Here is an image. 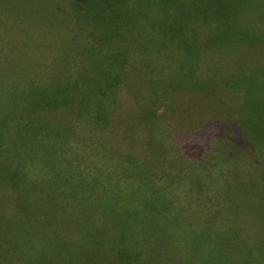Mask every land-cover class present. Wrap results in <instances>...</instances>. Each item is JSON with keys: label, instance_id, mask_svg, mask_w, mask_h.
I'll list each match as a JSON object with an SVG mask.
<instances>
[{"label": "rangeland", "instance_id": "374dc122", "mask_svg": "<svg viewBox=\"0 0 264 264\" xmlns=\"http://www.w3.org/2000/svg\"><path fill=\"white\" fill-rule=\"evenodd\" d=\"M241 6L264 37V0ZM194 21L159 51L108 7L0 0V264H264V41L218 50Z\"/></svg>", "mask_w": 264, "mask_h": 264}, {"label": "trees", "instance_id": "16d2710c", "mask_svg": "<svg viewBox=\"0 0 264 264\" xmlns=\"http://www.w3.org/2000/svg\"><path fill=\"white\" fill-rule=\"evenodd\" d=\"M69 1L82 8L108 7L113 19L112 29L116 35L122 36L117 31L121 21H124L128 26V30H125L126 33H134V30L136 31L133 23L139 25V29L136 32L140 34H143V32L146 31L143 30L145 28L151 32H156L158 37L165 40L164 45L158 47L159 51H162V49L167 46L169 41L176 39V46L185 49V51L191 50V48L188 46L190 44H192L195 48L198 42H188L189 38L187 39L186 36L193 32L198 33V26L195 27V24L192 26L195 22L194 19H197L198 17H201L202 20L211 23V27L206 33L207 36L205 37V43H203L201 40L200 42L210 47H214L215 49L222 51H232L234 48H238L240 46L252 47L264 41V37L261 34L255 32L254 29L251 31V8L241 6L243 0H236V3L233 6H226L224 2H219L220 0H137V3L134 6H131L128 0ZM152 4L157 5L159 8V10H157L158 12H150L148 10L149 6ZM107 12V10L102 11L101 9L102 15L106 14V16H109L110 14ZM132 19L136 20V22H134ZM226 23L228 26H225ZM248 27L250 30H246ZM167 36H169V39H167ZM140 45L144 46V44ZM110 73L111 75H114L116 78H118L119 71L111 70ZM114 82H116V84ZM118 82L122 83L116 79L108 85L94 90L95 99L98 102L97 107L100 111V114L95 115L98 121H104V119L101 118L104 117V111L106 109V107L103 106L104 100L109 99V97H105L106 92L110 91L109 94H112L116 88V85H118ZM228 89L233 90L234 87H229ZM121 108H123V105ZM77 115L80 114L77 113ZM120 115L121 114H119V117L117 118L118 115L114 114L108 123L110 133L117 122L120 121L124 123L120 118ZM153 117H155V112L152 113L151 118ZM124 126H126L127 131H131V129L127 127L126 123H124ZM218 126L219 128L221 127L222 130L220 137H227L234 144L236 149L238 147L244 150L247 149L249 145L241 137V134L239 133V127L236 126V124L232 127V134L225 133L227 126L223 123H219ZM219 151L224 152V150ZM225 154L228 153L224 152V156ZM224 156L223 159L225 160ZM146 157L147 160L144 168L148 170L151 169L152 166L151 164L149 165V163L152 162L154 164V161L148 155ZM136 169L141 171L139 168Z\"/></svg>", "mask_w": 264, "mask_h": 264}]
</instances>
